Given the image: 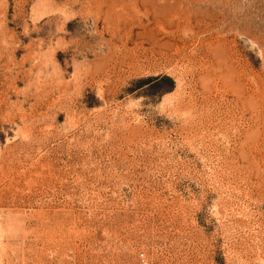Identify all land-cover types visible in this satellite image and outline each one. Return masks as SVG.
Masks as SVG:
<instances>
[{
	"label": "rangeland",
	"instance_id": "1",
	"mask_svg": "<svg viewBox=\"0 0 264 264\" xmlns=\"http://www.w3.org/2000/svg\"><path fill=\"white\" fill-rule=\"evenodd\" d=\"M0 264H264V0H0Z\"/></svg>",
	"mask_w": 264,
	"mask_h": 264
},
{
	"label": "bare ground",
	"instance_id": "2",
	"mask_svg": "<svg viewBox=\"0 0 264 264\" xmlns=\"http://www.w3.org/2000/svg\"><path fill=\"white\" fill-rule=\"evenodd\" d=\"M172 27V26H171ZM183 31V30H182ZM180 32V31H179Z\"/></svg>",
	"mask_w": 264,
	"mask_h": 264
}]
</instances>
